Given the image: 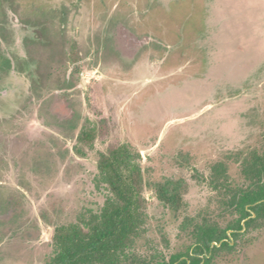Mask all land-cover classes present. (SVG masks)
Returning a JSON list of instances; mask_svg holds the SVG:
<instances>
[{"label": "rangeland", "instance_id": "1", "mask_svg": "<svg viewBox=\"0 0 264 264\" xmlns=\"http://www.w3.org/2000/svg\"><path fill=\"white\" fill-rule=\"evenodd\" d=\"M37 4L54 6L56 24L66 9V52L84 60L61 68V79L74 77L70 90L52 78L34 93L30 81L9 77L0 91L9 103H0V189L12 198L0 209V264H47L56 229L103 206L111 192L99 159L113 145H128L141 168L142 252L181 247L185 215L224 221L205 182L212 164L225 161L231 181L242 182L238 157L264 148V0ZM29 30L11 21L7 44L25 54ZM74 114L70 131L63 117ZM83 129L94 130L93 142H78ZM168 181L182 190L178 212L158 196ZM220 264H264V227Z\"/></svg>", "mask_w": 264, "mask_h": 264}, {"label": "trees", "instance_id": "2", "mask_svg": "<svg viewBox=\"0 0 264 264\" xmlns=\"http://www.w3.org/2000/svg\"><path fill=\"white\" fill-rule=\"evenodd\" d=\"M94 139V130L80 132L81 143ZM136 159L126 144L113 145L101 154L99 170L111 195L99 210L81 214L77 221L56 229L55 251L47 264H220L239 246L238 237L244 239L252 229L264 226V148H256L238 157L242 182L231 181L225 161L211 166L205 182L224 211V224L208 215H185L180 231L186 241L181 249L169 254L162 250L142 252L139 242L148 232V213ZM157 191L165 207L181 210L179 184L161 183ZM244 219L247 220L242 232ZM229 229L234 230V245L227 233ZM223 239L228 240L220 246L212 245Z\"/></svg>", "mask_w": 264, "mask_h": 264}, {"label": "flooded vegetation", "instance_id": "3", "mask_svg": "<svg viewBox=\"0 0 264 264\" xmlns=\"http://www.w3.org/2000/svg\"><path fill=\"white\" fill-rule=\"evenodd\" d=\"M53 8L54 6H49L47 4H37V0H0V91L6 89L7 83L12 84L10 83L12 78L10 81H8V79H10L9 77H21L26 81H30L31 91L34 93H38L39 90L41 91L42 89H45L47 82L52 78L57 79L56 81L58 83V88H62V90H70L72 88L70 86H72L74 83V77L70 75L68 71H66L65 78L61 79L59 74L61 72V68L64 66L66 60H73L74 63H78L84 59L74 56L72 52H66V31L64 34L66 9L62 8L60 12H57L59 14V22L56 24L53 23V19L56 17V12L53 10ZM11 21H16L23 29H30V33L25 35L22 40L25 54L19 53L20 51L17 49L13 50L7 44L9 38V23ZM52 25L59 27L60 31H53L54 29ZM120 29L123 31L125 29V25L121 24ZM54 62H56V64H54ZM2 95V92H0V99L2 98ZM2 101H0V103H2ZM2 104L6 105L9 103ZM63 120L66 126L70 125V131H75L77 129L79 121L78 115L74 114L70 117L66 116L63 117ZM79 135L77 140L79 143H81L79 141ZM78 153L81 154L79 150ZM1 192L2 191L0 189V209H2L4 205H7V203L9 204L12 202L11 197L9 199L10 202H6V200H4V198L1 196ZM219 216L222 217V215ZM253 216H255V214H253ZM207 217L216 218L221 223L223 222L216 216L208 215ZM246 220L247 219H244L242 221L244 224V228L241 230L242 232L245 231ZM256 229H252L251 232H254ZM233 231V229H229L227 231L232 245L235 244V239L231 235ZM225 240L228 239H223L220 242H213L212 245L216 244L220 246ZM237 240L239 246H237L236 249H233L227 255H231L240 247V241L242 239L238 237ZM179 249H181V247H175V249L172 251ZM172 251L163 252L169 254ZM209 255L210 254H208V256Z\"/></svg>", "mask_w": 264, "mask_h": 264}]
</instances>
